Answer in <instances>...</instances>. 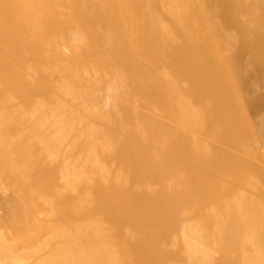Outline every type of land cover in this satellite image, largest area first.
<instances>
[{
    "label": "bare ground",
    "instance_id": "6f19581e",
    "mask_svg": "<svg viewBox=\"0 0 264 264\" xmlns=\"http://www.w3.org/2000/svg\"><path fill=\"white\" fill-rule=\"evenodd\" d=\"M73 1L0 0V264H264V0Z\"/></svg>",
    "mask_w": 264,
    "mask_h": 264
},
{
    "label": "rangeland",
    "instance_id": "374dc122",
    "mask_svg": "<svg viewBox=\"0 0 264 264\" xmlns=\"http://www.w3.org/2000/svg\"><path fill=\"white\" fill-rule=\"evenodd\" d=\"M73 3H74V1L73 0H71ZM112 0H107L105 3H107V2H111ZM118 1V0H117ZM103 1H101V0H99L98 1V4H101ZM205 3H207L208 1H204ZM211 3V2H210ZM209 2H208V5L210 4ZM212 4H210V6H211ZM75 6V5H74ZM73 6V10H68L69 12H70V14H68V17H72L73 19L77 16V10H74L75 9V7ZM114 10H116L115 9V7H114ZM68 11H66V12H68ZM66 12H64L63 13V15H62V17H60L59 16V19L60 18H65L64 17V14L66 13ZM74 23H75V21H73V23H70L69 25H68V30H67V32L68 31H72L73 32V25H74ZM53 31H55V30H53ZM69 47H71V46H69ZM67 52H71V51H67ZM240 65H241V68L242 69H244L243 68V64H242V62L240 63ZM236 76H243V75H236ZM244 76H246L248 79H247V81L245 82V83H243V86L245 85V86H249L248 88L247 87H245L246 88V91L245 90H242L241 91V94L243 95H241V100H245L244 102L246 103L247 101H248V99H243V97H247V94H246V92H252V90H253V92L251 93V94H255L253 97L254 98H256V97H258V95H260L261 96V94L263 95L264 94V86H263V84H264V82L263 81H261V79H257V78H254L253 76H251V75H244ZM251 77V78H250ZM257 81V82H256ZM249 83V85H247ZM259 85H258V84ZM261 83H262V85H261ZM253 84V85H252ZM240 85V84H239ZM250 85H252L251 87H250ZM262 86V87H261ZM253 87H257V88H253ZM241 88H242V86H241ZM249 88H251L250 90H249ZM262 88V89H261ZM239 89H240V86H239ZM241 90V89H240ZM261 90V91H260ZM243 91H245V92H243ZM254 91H256L257 92V94L258 95H256V92L254 93ZM263 91V92H262ZM261 92V93H260ZM262 98V97H261ZM261 98H259V99H256L254 102H261ZM262 102H264V97L262 98ZM261 102V103H262ZM261 106V105H260ZM259 106V108H257V109H260V110H257V111H259L258 113H254V111H251V110H248V112H245L246 113V115H247V117H248V120H249V124H250V126L253 128V130H254V132H253V134L254 135H250V136H246V137H249V138H252L253 140H255V143L259 146V144H260V142H261V137H260V134L258 135V130H259V124H258V120H259V117L260 116H264V105L262 104V106L260 107ZM256 112V111H255ZM254 113V114H253ZM257 114V115H256ZM258 124V125H257ZM258 128V129H257ZM260 149L259 150H261V152L263 153L262 155L264 156V151H263V148H262V145L260 144V147H259ZM257 155V154H256ZM255 157H257V156H255ZM264 158V157H263ZM257 159H258V161L259 162H262V157L261 158H259V157H257ZM261 164H263V166H264V161L261 163ZM1 198V197H0ZM3 204H0V207L2 206ZM5 210H7V211H10V213H12L13 212V208H11V207H9V206H6V205H4L2 208H0V219L2 218V215L5 213V212H7V211H5ZM11 223L10 222H6L4 219H2V220H0V229H6V231H8L9 229H10V227L12 228V225H10Z\"/></svg>",
    "mask_w": 264,
    "mask_h": 264
}]
</instances>
